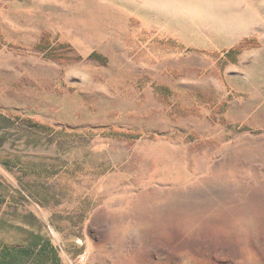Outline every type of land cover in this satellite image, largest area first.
I'll list each match as a JSON object with an SVG mask.
<instances>
[{
    "label": "rangeland",
    "instance_id": "374dc122",
    "mask_svg": "<svg viewBox=\"0 0 264 264\" xmlns=\"http://www.w3.org/2000/svg\"><path fill=\"white\" fill-rule=\"evenodd\" d=\"M0 264H264V0H0Z\"/></svg>",
    "mask_w": 264,
    "mask_h": 264
}]
</instances>
